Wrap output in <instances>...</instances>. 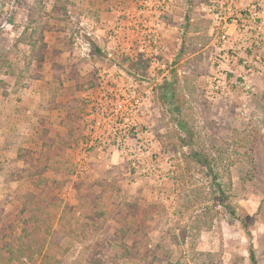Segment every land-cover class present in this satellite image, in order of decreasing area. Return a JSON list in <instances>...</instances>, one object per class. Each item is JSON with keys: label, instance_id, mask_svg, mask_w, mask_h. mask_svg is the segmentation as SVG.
<instances>
[{"label": "rangeland", "instance_id": "374dc122", "mask_svg": "<svg viewBox=\"0 0 264 264\" xmlns=\"http://www.w3.org/2000/svg\"><path fill=\"white\" fill-rule=\"evenodd\" d=\"M161 1L0 0V246L32 200L36 264H264V23L211 98L218 21Z\"/></svg>", "mask_w": 264, "mask_h": 264}, {"label": "built area", "instance_id": "2783aa9c", "mask_svg": "<svg viewBox=\"0 0 264 264\" xmlns=\"http://www.w3.org/2000/svg\"><path fill=\"white\" fill-rule=\"evenodd\" d=\"M165 1L167 0L161 2ZM148 2L151 0H140V5L146 7ZM202 10L218 21V38L223 44L222 47L227 46L228 49L216 59L219 68L209 78L206 93L213 98L223 94L226 89L225 82H221L220 76L225 77L227 73H231L230 65L236 63L240 49L250 50L251 47L259 44L258 30L264 23V2L262 0H206ZM253 30H257L256 35L252 34ZM245 59L243 64L246 63ZM254 59L256 64L258 56ZM115 114L119 116L118 122L121 123L126 115V109L120 107L115 110ZM99 124L100 122L97 121L96 126ZM90 129H93V125Z\"/></svg>", "mask_w": 264, "mask_h": 264}, {"label": "trees", "instance_id": "16d2710c", "mask_svg": "<svg viewBox=\"0 0 264 264\" xmlns=\"http://www.w3.org/2000/svg\"><path fill=\"white\" fill-rule=\"evenodd\" d=\"M95 87L93 81L91 80H81L76 85V91L78 92H87L92 90ZM171 94L170 90L166 92V99H170ZM202 166L206 167L210 172L211 180L215 183L216 188L219 190L220 194L224 196V189L222 188L220 181H218V176L216 175L214 168H212L211 162L207 159L205 155H202L201 158H197V155L192 156ZM198 157L200 155L198 154ZM201 159V160H199ZM32 201V200H30ZM24 203L23 209L30 212V216L24 220V224L21 227L20 235L15 238L12 236L13 241L17 242V246L14 247L12 244L8 243L0 246V264H24L30 262L31 264H36L39 260L36 256L40 257L43 254V250L52 246L54 243L50 240L48 244L46 243V238L50 235V228L47 226L46 221L43 219V216L40 212L34 208H32L31 202ZM227 199H221V206L230 211L229 205L226 203ZM129 205V204H128ZM126 207V205H125ZM124 214L120 210L119 216L121 220H118L119 226L118 231L123 239L127 238L130 230L128 228L127 220H131V218H127L126 208ZM126 213V214H125ZM231 213L232 210H231ZM122 215V216H121ZM130 215V212H129ZM132 225H135V222H132ZM58 247L57 245H54ZM46 253L42 257V261L46 262L47 258L45 257ZM249 257L251 264H257L254 256V252L252 249V244L249 243ZM23 260L25 262H23Z\"/></svg>", "mask_w": 264, "mask_h": 264}, {"label": "crops", "instance_id": "0c3cea01", "mask_svg": "<svg viewBox=\"0 0 264 264\" xmlns=\"http://www.w3.org/2000/svg\"><path fill=\"white\" fill-rule=\"evenodd\" d=\"M7 121H8V120H5V119H3V118L0 119V123H1V124H5ZM0 140H1V137H0Z\"/></svg>", "mask_w": 264, "mask_h": 264}]
</instances>
